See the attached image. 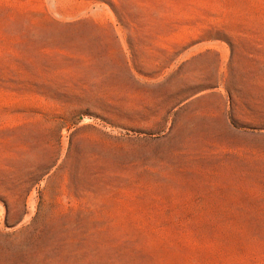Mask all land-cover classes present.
I'll return each instance as SVG.
<instances>
[{
	"label": "rangeland",
	"instance_id": "obj_1",
	"mask_svg": "<svg viewBox=\"0 0 264 264\" xmlns=\"http://www.w3.org/2000/svg\"><path fill=\"white\" fill-rule=\"evenodd\" d=\"M0 264H264V0H0Z\"/></svg>",
	"mask_w": 264,
	"mask_h": 264
}]
</instances>
